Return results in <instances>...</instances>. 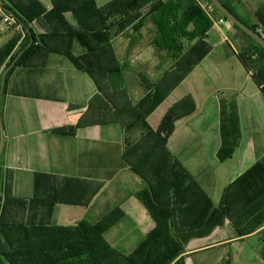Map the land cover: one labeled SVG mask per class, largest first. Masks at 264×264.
<instances>
[{"label":"trees","instance_id":"16d2710c","mask_svg":"<svg viewBox=\"0 0 264 264\" xmlns=\"http://www.w3.org/2000/svg\"><path fill=\"white\" fill-rule=\"evenodd\" d=\"M220 1L244 24L264 37L259 27L242 20L232 9L231 4H240L242 0ZM0 2L15 14L12 16L0 9L11 19V23L5 19L8 27L16 30L22 26L23 30H29V33L25 32L23 42L14 53L21 35H16L0 48V85L5 68L22 51H25L24 54L8 74L6 87L13 71L17 67L26 66L30 55L37 49L69 58L77 70L88 74L95 81L99 93L76 125L51 132L72 136L79 128L120 124L125 134L124 159L131 171L146 183V189L130 195L125 203L106 212L94 223L85 220L73 226H53L47 219L55 205L89 206L104 184L73 177L37 175L36 196L29 201L13 199L11 218L7 222L3 219L4 208L0 199V264H187L184 242L199 236V231L204 228L203 220L209 215L213 204L203 193L204 202L208 201L207 205L202 208L195 222L189 225V232L182 234L174 225L176 210L169 202L162 204L158 201L161 193L155 192V184L163 182L168 185L164 187L165 195L169 190L178 189L176 183L166 181L167 177L175 176V172L172 173L175 170L173 155L167 149L168 140L179 120L194 116L196 106L190 97H184L168 108L155 131L149 125L148 118L165 102L191 69L211 51L205 40L209 31L216 26L201 4L212 7L213 17H225L208 0H110L104 6H99L96 0H51L48 7L42 0ZM68 14L74 23L67 19ZM138 21L139 29L135 25ZM35 23L44 27L45 31L36 32ZM149 23L153 25L151 45L161 54L163 62L166 59L174 61L176 72L172 74L175 78L169 82L168 78L163 77L157 83L144 79L141 85L147 91L133 105L126 89V65L119 62L112 49L111 37H118L130 30L135 33L139 31L140 36ZM231 24L237 34L233 43L238 50V58L247 71L254 74L255 82L264 94V49L240 28ZM30 34L34 37V43L26 49L30 43ZM75 45L80 47L81 54H75ZM6 59L8 61L2 69ZM152 88L159 92L151 93ZM5 93L6 88L4 95ZM225 95L219 94L222 138L218 152L220 162L232 157L241 138L235 100ZM145 102L152 103L150 109H143ZM139 130L145 136L151 135L149 145L155 146L158 152L161 151L158 159L153 155L149 163L150 175L139 171L136 164L133 165L136 156L142 154L143 144L134 153L129 150L127 134ZM150 176L155 179V183L150 181ZM184 176L190 177L187 173ZM192 182L195 193L198 190L203 192L197 183ZM190 188L191 185L186 190ZM262 199L264 158L233 178L225 187L221 204L216 211L230 208L228 205L231 203V208L244 209L238 212L239 215L248 212L249 219L240 221L236 227V237L243 238L254 233L264 222V214L253 215ZM139 200L147 209L150 217L148 220H153L152 223L141 226L142 241L124 253L113 247L104 238V234L127 217L139 227ZM215 216V221L218 222L220 215Z\"/></svg>","mask_w":264,"mask_h":264},{"label":"crops","instance_id":"0c3cea01","mask_svg":"<svg viewBox=\"0 0 264 264\" xmlns=\"http://www.w3.org/2000/svg\"><path fill=\"white\" fill-rule=\"evenodd\" d=\"M50 1L42 0L47 7ZM96 1L98 3L99 0ZM231 7L242 20L259 27L260 32L264 33V0H242L240 4H231ZM7 17L0 10V48L16 35H21V40L14 47V53L23 42L26 31L22 26L16 30L8 27L5 22ZM66 17L74 23L69 14ZM9 22L11 23L10 18ZM3 25L6 27H1ZM34 28L39 33L45 31L38 23L34 24ZM152 31L153 25L149 32ZM212 31L219 35V39L214 42H210ZM236 35L232 25L222 29L212 28L205 40L211 51L155 110L156 112L171 99L179 88L188 84L189 88L171 99L168 108L188 96L193 100L196 111L193 117L176 123V130L169 138L168 147L173 157L178 159L177 166L191 174L196 172V176L204 169L222 173L233 169L231 175L225 176L233 179L264 158V94L257 86L254 74L248 72L238 58V50L233 43ZM111 47L113 49L112 44ZM74 52L81 54L82 51L75 45ZM7 61L8 59L2 69ZM143 62L147 64V61ZM164 62L168 69L162 77L157 81L146 80L152 83H157L163 77L168 78L169 82L174 80V61L166 59ZM157 92L159 90L152 88L151 93ZM98 93L95 81L88 74L77 70L69 58L41 49L30 55L26 66L17 67L10 75L6 93L0 103L4 130L0 159V199L4 208L3 219L6 222L11 218L13 199L29 201L36 196V177L39 174L100 181L104 184L89 206L55 205L47 219L53 226H73L81 221H88L83 217L105 188L106 175L110 178L120 174L128 177L130 168L124 159L125 134L120 124L79 128L72 136L51 132L76 125ZM220 93L235 100L241 135L239 146L225 162L218 159L222 144ZM163 117L162 114L157 122L158 126ZM177 132L179 137H176ZM176 138L182 142L175 143ZM211 175L213 174L200 176L205 179L204 189L209 195L215 192L216 186L215 181L211 180L215 176ZM125 200L113 208L125 203ZM148 217L146 215L144 218ZM261 233H264V222L245 239Z\"/></svg>","mask_w":264,"mask_h":264},{"label":"rangeland","instance_id":"374dc122","mask_svg":"<svg viewBox=\"0 0 264 264\" xmlns=\"http://www.w3.org/2000/svg\"><path fill=\"white\" fill-rule=\"evenodd\" d=\"M109 2L110 0H99L98 4L99 6H104ZM130 21L133 20L131 19ZM135 25L136 28L139 29V21ZM1 27L5 28L6 25ZM151 27V24L146 26L143 31H141L140 36L139 31L135 33L133 30H130L121 33L118 37H111L113 50L118 55L119 62L126 65V69L124 70L126 89L133 105L138 103L147 91L146 87L140 86L144 79L157 81L168 69L166 63L162 60L161 54L150 44L153 36L152 32H149ZM218 39L219 35L212 31L210 33V42H214ZM185 46H187V44H185ZM143 61H147V64ZM185 88H189L188 84L179 88L172 95L171 99H174L177 94L182 93ZM171 99H168L163 106L154 112L151 117H149L150 119L148 118V123L152 129L154 128V131L157 129V122L160 116L166 114ZM158 100L159 98L157 101ZM151 105L152 103L145 102L143 109H150ZM175 130L172 135L175 133ZM176 135V137H179V132H177ZM150 138L151 135L145 136L140 130L127 134V139L130 143L129 150L133 151V153L138 146L140 149L143 144L142 154L136 156L133 165L136 164L139 171H144L147 175H150L149 170L151 167L149 163L153 155H155V159H158L161 155V151L158 152L155 146L149 145L151 144ZM174 141L175 143L182 142L181 139L178 138ZM167 149L169 150V147ZM173 151L175 152L174 148ZM174 156H176V154ZM177 157L181 159L180 155H177ZM173 159L175 170H173L172 173L174 174L175 172V176L172 178L167 177L166 181L168 182V180H171L176 183L178 189H174L173 191L169 190L168 194L165 195L164 187H168V185L161 182L155 184V192L161 193V196H158V201L162 204H167L169 202V205L176 210L177 214L175 216L174 225L178 227L180 233L185 234L189 232V225L195 222L202 208L207 205V200H210L213 204L212 208H210L209 215L203 220L202 227L204 228L199 231V236L190 238L188 241L184 242L188 257L187 264H264V233L246 239L245 237L247 236H245L243 237L245 240H240L243 238L236 237L237 223L249 219V213L245 212L244 215L243 213L239 215L238 212L244 209L231 208V203L228 205L230 208H226L220 212L216 211L221 204V198L225 187L233 180L225 176L231 175L233 169L225 170L223 173L222 171L204 169L200 170V175L196 176V172L191 174L188 170L185 171L183 168L178 167V159L174 157ZM130 171L128 177L120 174L118 177L116 176L117 178H110L106 175L107 183L105 188L96 198L93 207L83 218L94 223L103 213L109 211L116 204L125 200V198L127 199L130 195L138 194L140 191L146 189V183L143 178ZM186 173L190 177L184 176ZM208 174H213L211 176H215L211 180H214L216 184L214 188L215 192H211L210 195L204 189L205 185L203 180L205 179L200 177ZM149 179L155 183V179L151 178V176ZM192 181L197 183L203 192L198 190V192L195 193ZM189 185H191V188L186 190L187 187L189 188ZM203 193L207 195V200H205V202L202 195ZM262 201L259 207H257V211H253V213L255 212L253 215L258 213L264 214V201ZM217 214L220 215L218 222L215 221L217 219L215 215ZM146 215L147 209L141 205L139 200V219H144L143 221L139 220V227H137L130 218H124L111 230L105 233L104 238L118 250L122 252L130 251L142 241L143 228H141V226L146 223H152L151 220L153 219L149 221L147 218H144ZM240 228L244 230V228Z\"/></svg>","mask_w":264,"mask_h":264},{"label":"water","instance_id":"95a60500","mask_svg":"<svg viewBox=\"0 0 264 264\" xmlns=\"http://www.w3.org/2000/svg\"><path fill=\"white\" fill-rule=\"evenodd\" d=\"M211 5L216 8L219 12L222 13V15L229 20L231 23L236 25L238 28H240L245 34L250 36L252 39H254L263 49H264V37L259 34L258 32L254 31L250 27H248L246 24H244L239 18H237L220 0H208ZM0 9L5 11L6 13L11 14L14 16L12 10L5 7L0 2ZM29 33V30H26ZM34 43V37L30 34V43L27 46L26 49H28L32 44ZM25 51H22L19 53V55L5 68L2 79H1V85H0V103L1 99L4 95L5 88H6V82L9 72L15 67L20 57L24 54ZM4 143V130H3V124H2V118H1V112H0V159H1V152L3 148ZM0 198H1V191H0Z\"/></svg>","mask_w":264,"mask_h":264},{"label":"built area","instance_id":"2783aa9c","mask_svg":"<svg viewBox=\"0 0 264 264\" xmlns=\"http://www.w3.org/2000/svg\"><path fill=\"white\" fill-rule=\"evenodd\" d=\"M201 6L205 9V11L208 13V15H210V18L213 22V25L216 26L217 28L222 29V28L229 27L232 25L230 21L226 20L223 17H219V18L213 17L211 6L203 5V4H201ZM7 20H9V18H7Z\"/></svg>","mask_w":264,"mask_h":264}]
</instances>
